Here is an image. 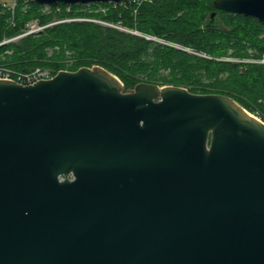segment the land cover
I'll use <instances>...</instances> for the list:
<instances>
[{
	"label": "water",
	"instance_id": "95a60500",
	"mask_svg": "<svg viewBox=\"0 0 264 264\" xmlns=\"http://www.w3.org/2000/svg\"><path fill=\"white\" fill-rule=\"evenodd\" d=\"M213 6L264 25V0ZM0 264H264V124L99 66L0 80Z\"/></svg>",
	"mask_w": 264,
	"mask_h": 264
},
{
	"label": "trees",
	"instance_id": "16d2710c",
	"mask_svg": "<svg viewBox=\"0 0 264 264\" xmlns=\"http://www.w3.org/2000/svg\"><path fill=\"white\" fill-rule=\"evenodd\" d=\"M214 1L45 7L0 0V67L55 74L99 66L125 91L147 83L223 95L264 122V64L257 63L264 57V25L218 11ZM31 22L44 28L22 36Z\"/></svg>",
	"mask_w": 264,
	"mask_h": 264
},
{
	"label": "built area",
	"instance_id": "2783aa9c",
	"mask_svg": "<svg viewBox=\"0 0 264 264\" xmlns=\"http://www.w3.org/2000/svg\"><path fill=\"white\" fill-rule=\"evenodd\" d=\"M151 2V0H131L129 3H133L136 6L141 3ZM70 21V20H67ZM44 27H39L36 22H31L26 25V31L22 36H26L29 34L37 33L41 31ZM254 62V61H250ZM257 63L264 64V57L257 61ZM57 73H53L49 69L44 68H35L29 72L21 73L15 72L10 69L0 67V80L12 81L19 85L27 86L33 85L39 81H45L52 79Z\"/></svg>",
	"mask_w": 264,
	"mask_h": 264
},
{
	"label": "rangeland",
	"instance_id": "374dc122",
	"mask_svg": "<svg viewBox=\"0 0 264 264\" xmlns=\"http://www.w3.org/2000/svg\"><path fill=\"white\" fill-rule=\"evenodd\" d=\"M9 2H10L9 5H11V1H9ZM249 62H250V61H249ZM250 63H253V62H250ZM260 64H261V63H260ZM248 113H249V112H248ZM249 114L255 116L258 120H260V121L264 124V122L260 119L259 115L255 114V113H249Z\"/></svg>",
	"mask_w": 264,
	"mask_h": 264
}]
</instances>
